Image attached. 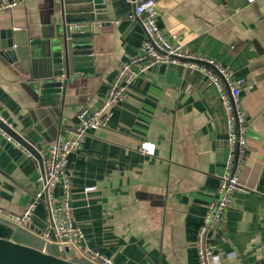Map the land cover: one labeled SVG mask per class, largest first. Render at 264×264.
Listing matches in <instances>:
<instances>
[{
  "label": "crops",
  "instance_id": "0c3cea01",
  "mask_svg": "<svg viewBox=\"0 0 264 264\" xmlns=\"http://www.w3.org/2000/svg\"><path fill=\"white\" fill-rule=\"evenodd\" d=\"M157 2L158 22L172 42L214 58L242 78L247 155L238 180L246 189L234 192L213 244L220 264H264V0ZM52 4L0 0V29L16 30L17 42L38 38L49 26ZM65 7L67 21L94 13L109 23L95 35L94 71L77 79L64 104L41 107L0 60V114L37 142L42 157L0 130V209L5 212L0 236L51 246L57 254L53 239L47 243L43 237L52 230L45 202L26 224L6 214L25 209L41 187L39 176L56 136L76 124L82 107L102 102L122 63L139 53L146 37L129 0H67ZM145 139L156 143L154 155L141 151ZM229 152L220 90L203 72L173 62L140 72L124 100L113 105L109 123L88 135L68 166L72 212L85 245L120 264H199L198 230ZM87 186L95 189L86 191ZM56 194H62L60 184ZM66 252L76 256L72 260L90 263L74 246Z\"/></svg>",
  "mask_w": 264,
  "mask_h": 264
},
{
  "label": "built area",
  "instance_id": "2783aa9c",
  "mask_svg": "<svg viewBox=\"0 0 264 264\" xmlns=\"http://www.w3.org/2000/svg\"><path fill=\"white\" fill-rule=\"evenodd\" d=\"M129 2L133 4L134 13L140 18L146 35L139 53L122 63L102 102L94 107H82L77 113L76 124L56 136L48 151L45 173L39 176L41 187L22 212H9L6 215L19 224H26L38 205L45 202L52 222L51 233H43L47 243L53 239L61 253H65L67 247L74 246L89 258L90 264H120L110 256L85 245V234L75 222L72 212L71 179L67 167L69 155L81 149L92 131L109 123L113 115V105L124 100L128 85L140 72L160 63H181L200 70L218 86L227 114L230 152L226 172L220 180L215 198L207 206L196 239L199 264H220L213 239L221 230L220 224L232 204L234 192L246 189L238 180L240 168L247 155L248 117L241 93L242 78L214 58L186 50L181 44L172 42L158 22L157 0ZM9 5L11 4H5ZM0 117L11 125L1 114ZM0 130L18 147L30 152L1 127ZM156 148V143L150 139L141 142L140 149L144 154L154 155ZM59 184L62 188L60 196L56 194ZM93 189L95 186L85 188L86 191ZM0 213L5 214L3 209H0Z\"/></svg>",
  "mask_w": 264,
  "mask_h": 264
},
{
  "label": "water",
  "instance_id": "95a60500",
  "mask_svg": "<svg viewBox=\"0 0 264 264\" xmlns=\"http://www.w3.org/2000/svg\"><path fill=\"white\" fill-rule=\"evenodd\" d=\"M66 1L53 0L49 26L38 38L26 37L17 42L16 30L0 29V60L18 75L22 86L41 107L57 108L56 105L64 104L77 79L94 71L98 49L95 35L109 23L96 18L94 13L67 21ZM0 127L41 160L32 137L18 133L1 117ZM73 155H69L67 167ZM63 254L0 236V264H86Z\"/></svg>",
  "mask_w": 264,
  "mask_h": 264
},
{
  "label": "rangeland",
  "instance_id": "374dc122",
  "mask_svg": "<svg viewBox=\"0 0 264 264\" xmlns=\"http://www.w3.org/2000/svg\"><path fill=\"white\" fill-rule=\"evenodd\" d=\"M56 252H58V251H56ZM60 254H61V252H60ZM63 256L66 257V258H71V259H75L76 258V256L73 255L71 252H66V253L63 254Z\"/></svg>",
  "mask_w": 264,
  "mask_h": 264
},
{
  "label": "trees",
  "instance_id": "16d2710c",
  "mask_svg": "<svg viewBox=\"0 0 264 264\" xmlns=\"http://www.w3.org/2000/svg\"><path fill=\"white\" fill-rule=\"evenodd\" d=\"M36 246H39L40 248L43 247V245H36ZM48 250L51 251V252H54V251H55L54 248H52L51 246H48ZM76 260H77V261H81V260H79V259H76ZM81 262H83V261H81ZM88 264H90V263H88Z\"/></svg>",
  "mask_w": 264,
  "mask_h": 264
}]
</instances>
